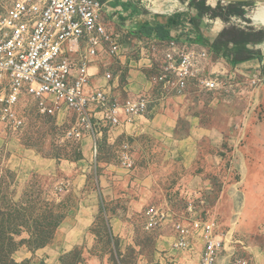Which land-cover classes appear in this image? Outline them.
Here are the masks:
<instances>
[{"label":"rangeland","instance_id":"1","mask_svg":"<svg viewBox=\"0 0 264 264\" xmlns=\"http://www.w3.org/2000/svg\"><path fill=\"white\" fill-rule=\"evenodd\" d=\"M261 8L264 4L248 9L247 23L258 31H264V23L253 15ZM212 58L226 78L225 89L190 100L195 105L177 116L170 143L148 132L134 135L129 128L115 141L104 134L96 154L91 140L61 141L69 127L63 115L41 116L33 101L24 103L23 134L0 130V264H197L190 253L174 251L172 215L162 227L145 230V211L152 206L174 217L223 221L240 243L231 246L237 254L264 264V190L250 199L251 206L259 200L260 210H240L246 198L240 187L233 188L242 180L237 155L250 147L241 133L251 120L264 124V98L253 96L262 84L233 77L236 66L217 52ZM135 70L150 80L146 69ZM126 140L135 160L131 171L120 159ZM139 171L156 174L157 186L145 198L122 179ZM205 181L210 187L198 195L190 198L182 191L183 184L189 189ZM104 187H115V195L103 194Z\"/></svg>","mask_w":264,"mask_h":264},{"label":"built area","instance_id":"2","mask_svg":"<svg viewBox=\"0 0 264 264\" xmlns=\"http://www.w3.org/2000/svg\"><path fill=\"white\" fill-rule=\"evenodd\" d=\"M104 11L100 0H0L1 131L9 128L21 136L26 126L22 106L33 101L41 116H64L63 122L69 127L61 136L62 142L78 144L90 139L97 154L104 134L111 140L118 129L134 125L137 118L169 98L194 94L215 97L225 89L226 78L211 63L208 48L177 40L145 47L127 33L118 32L105 19ZM236 25L247 26L240 22ZM127 43L131 47L123 50ZM137 45L141 58L136 67L150 72L152 92L122 99L109 85L115 75L107 61L129 59ZM98 62L106 64L100 72L105 86L92 83L96 75L91 74V66ZM128 63L131 66L133 61ZM261 82L258 77L252 80L253 85ZM120 159L126 169L134 167L129 142L120 147ZM193 206L189 204L190 213ZM169 214L174 251L193 253L199 241L203 245L199 264H219L228 243L240 244L223 221L174 217L171 211L157 206L145 211V230L162 227ZM237 253L234 250L232 264H254Z\"/></svg>","mask_w":264,"mask_h":264},{"label":"crops","instance_id":"3","mask_svg":"<svg viewBox=\"0 0 264 264\" xmlns=\"http://www.w3.org/2000/svg\"><path fill=\"white\" fill-rule=\"evenodd\" d=\"M100 1L104 4L105 19L111 21L118 32L127 33L130 38L134 39V42L142 43L145 47L148 43L167 42L161 41L155 37L149 38L142 36L139 31L145 24H150L152 26H155L158 23L167 24L169 18L172 16L176 14L182 15L183 20L178 26H174L175 29L173 27L174 30L172 31V36L177 38L172 40L181 39L182 42L192 43L193 45H197L199 47L208 48L212 54L210 59L212 64H214L212 56L214 55V52H216L213 46L219 38V35L225 29L232 27V25L241 29H248L250 27L253 28L249 23H247V21H249L248 9L252 8L254 5L264 4V0H206V5L209 7L210 11L200 17L199 10L196 5L201 0H164L165 3L159 5L155 4L153 0ZM231 7L233 10H243L244 14H233L229 17V8ZM218 8H221L219 9L221 17L214 18L212 13H214L215 10H218ZM190 18H195L199 23L198 26H196L195 22H190ZM237 22H246L249 27L236 25ZM202 39L205 40L207 44L200 43ZM196 40L199 42L193 43V41ZM138 46L139 45H137L135 54L130 56L129 59L128 57L122 58L121 62L117 60L107 61V63L110 64L109 68L115 75V79L110 82L109 85H111L113 88V94L122 99L142 93L152 92L150 80L147 81V78L141 72L135 70L139 68L136 67V62L138 63V59L141 56V49ZM130 47L131 43L124 44L123 50H126ZM249 47L253 49V46ZM230 48H233L232 44L230 45ZM255 49V51H258V54H254L253 58L239 64H235L233 62L231 63L236 66V70L233 73L234 76L239 75L240 79L246 78L247 80H253L255 77L262 79V82L260 83L262 85L258 90L256 87L253 93V96L256 94L259 96L260 100H262L264 98V42L255 47ZM218 54L222 56V53ZM130 60L133 61L131 66L128 63ZM105 65V63L98 62L91 66V74L96 75V77L92 79L93 85H107L106 81L101 77L100 74L102 68H104ZM199 98L205 99L206 96L197 97V95L194 94L189 98H169V100L156 107V109L151 113L144 117L138 118L140 121L139 124L128 125L127 127L118 129L114 135H112L111 140L109 141H115L122 134L128 133V129L131 128L133 129L132 132L134 135L135 133L138 135L140 132H148L152 133L156 138L162 140L164 143H170L172 141L170 134L173 132V126L176 125L175 122L177 116L184 114L186 109L191 104H194L191 102L193 100H200ZM190 100L191 102H189ZM216 100L217 98L214 101ZM168 111V115L163 116ZM151 116H154L153 119ZM149 117H151V120H149ZM192 123L194 124L193 121ZM196 124L197 122L195 121L194 125ZM245 128L246 129L243 130V133H241V139L246 138L249 141L250 147L246 149L247 151H239L240 155H237L239 158L237 161V170L242 180L233 188L240 187L237 188V190L242 192L246 198V201H244L245 204H241L240 210L244 209V206L246 208L255 207L256 209L260 210L262 207L261 203H258L259 200H256L255 206H251L252 200L250 199L255 196V193L264 190V188H260L264 187V124L251 120L249 121L248 125L245 126ZM201 131L203 130L201 129ZM189 140H191L190 137L183 141L189 143ZM124 142L129 141L126 140ZM246 155H248V157H246ZM133 175L135 178H133L132 175H128L122 179L125 181L124 184L131 183L133 187H138L137 192H139L141 196H147L148 193H150L157 186L155 177L156 174L153 171H139L137 173L134 172ZM198 185L199 184H197L195 188L189 187L188 189V185L183 184L181 185L183 187L182 191L191 198L193 197V194L198 195V192L204 190L203 188H206L209 183L205 181L200 185V187ZM185 187H187V189H185ZM100 191L105 195H115V187H104L103 189H100ZM144 196L143 198H145ZM160 201L161 205H166L167 203V201L163 200V198H161ZM172 241H175V235H172ZM231 246L232 245L230 243L226 245L225 252L220 258L219 264H232L234 249ZM194 247L195 251L190 253L188 256H190L192 260L196 259L197 264H199L203 252V245L199 241H196Z\"/></svg>","mask_w":264,"mask_h":264},{"label":"trees","instance_id":"4","mask_svg":"<svg viewBox=\"0 0 264 264\" xmlns=\"http://www.w3.org/2000/svg\"><path fill=\"white\" fill-rule=\"evenodd\" d=\"M196 6L199 10L200 17L210 11L209 7L206 5V0H201ZM219 9L221 8H218V10H215L214 13H212L214 18L221 17ZM229 10V17L233 14H244V11L241 9L233 10L231 7ZM182 20L183 16L176 14L169 18L167 24L158 23L155 26L145 24L139 33L144 37H155L161 41H169L177 38L172 36V31ZM190 22H195L196 26L199 24L195 18H190ZM176 40L181 41V39ZM263 42V30L258 31L255 28L241 29L238 27H229L219 35V38L215 42L213 48L216 52L222 53L224 59L235 64H239L253 58L254 54H258V51H255V47ZM231 44L233 45V48H230ZM249 46H253V49H251Z\"/></svg>","mask_w":264,"mask_h":264},{"label":"bare ground","instance_id":"5","mask_svg":"<svg viewBox=\"0 0 264 264\" xmlns=\"http://www.w3.org/2000/svg\"><path fill=\"white\" fill-rule=\"evenodd\" d=\"M170 1V0H167ZM164 2V1H163ZM162 4V3H161ZM253 20L255 22L264 23V8H261L257 13L253 15Z\"/></svg>","mask_w":264,"mask_h":264},{"label":"water","instance_id":"6","mask_svg":"<svg viewBox=\"0 0 264 264\" xmlns=\"http://www.w3.org/2000/svg\"><path fill=\"white\" fill-rule=\"evenodd\" d=\"M230 1V0H229Z\"/></svg>","mask_w":264,"mask_h":264}]
</instances>
